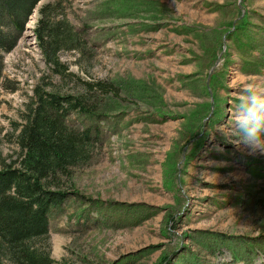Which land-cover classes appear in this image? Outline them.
Wrapping results in <instances>:
<instances>
[{"label":"rangeland","instance_id":"374dc122","mask_svg":"<svg viewBox=\"0 0 264 264\" xmlns=\"http://www.w3.org/2000/svg\"><path fill=\"white\" fill-rule=\"evenodd\" d=\"M51 1L3 58L0 157L18 161L34 86L83 99L64 124L89 161L52 188L54 264H264V153L242 125L264 95V0H58L79 35L59 42L64 74L34 31Z\"/></svg>","mask_w":264,"mask_h":264},{"label":"trees","instance_id":"16d2710c","mask_svg":"<svg viewBox=\"0 0 264 264\" xmlns=\"http://www.w3.org/2000/svg\"><path fill=\"white\" fill-rule=\"evenodd\" d=\"M37 2L0 0V86L7 83L4 55L17 45ZM58 5L53 0L40 7L34 31L47 64L64 74L58 54L68 48L59 42L65 38L64 43L75 48L79 35L66 17L52 14ZM90 88L102 91L105 84L95 81ZM29 97L23 121L15 124L18 161L6 163L0 157V264L55 263L49 246V215L61 206L65 193L52 188L61 189L62 177L69 181L71 170L89 161L88 131L77 133L64 124L83 99L39 85Z\"/></svg>","mask_w":264,"mask_h":264},{"label":"clouds","instance_id":"9594fccd","mask_svg":"<svg viewBox=\"0 0 264 264\" xmlns=\"http://www.w3.org/2000/svg\"><path fill=\"white\" fill-rule=\"evenodd\" d=\"M242 125L249 154L264 153V136L261 135L264 132V95L250 97Z\"/></svg>","mask_w":264,"mask_h":264},{"label":"bare ground","instance_id":"6f19581e","mask_svg":"<svg viewBox=\"0 0 264 264\" xmlns=\"http://www.w3.org/2000/svg\"><path fill=\"white\" fill-rule=\"evenodd\" d=\"M36 11H37V9H36ZM34 15V14H33ZM33 20H34V16L31 18V22L29 23V27H30V25H32L33 24Z\"/></svg>","mask_w":264,"mask_h":264}]
</instances>
